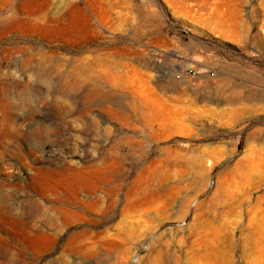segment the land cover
<instances>
[{
	"label": "rangeland",
	"instance_id": "rangeland-1",
	"mask_svg": "<svg viewBox=\"0 0 264 264\" xmlns=\"http://www.w3.org/2000/svg\"><path fill=\"white\" fill-rule=\"evenodd\" d=\"M18 1L0 264H264V0Z\"/></svg>",
	"mask_w": 264,
	"mask_h": 264
},
{
	"label": "bare ground",
	"instance_id": "bare-ground-1",
	"mask_svg": "<svg viewBox=\"0 0 264 264\" xmlns=\"http://www.w3.org/2000/svg\"><path fill=\"white\" fill-rule=\"evenodd\" d=\"M9 1L10 0H1L2 4H6ZM20 1L22 2L23 0ZM20 1L16 3V10L21 4ZM71 5H75L73 0H29L23 8H26L25 12H27L30 20H33L36 24H47L57 23V21L66 19L65 15L67 8ZM29 60H33V58H30Z\"/></svg>",
	"mask_w": 264,
	"mask_h": 264
},
{
	"label": "built area",
	"instance_id": "built-area-1",
	"mask_svg": "<svg viewBox=\"0 0 264 264\" xmlns=\"http://www.w3.org/2000/svg\"><path fill=\"white\" fill-rule=\"evenodd\" d=\"M176 78H177V79H181V75L178 74V75L176 76ZM193 205H195V202L193 203ZM184 225H185V222L182 223V226H184Z\"/></svg>",
	"mask_w": 264,
	"mask_h": 264
}]
</instances>
